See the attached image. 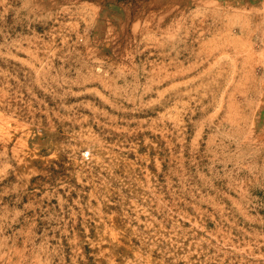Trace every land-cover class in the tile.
Listing matches in <instances>:
<instances>
[{
	"label": "rangeland",
	"instance_id": "rangeland-1",
	"mask_svg": "<svg viewBox=\"0 0 264 264\" xmlns=\"http://www.w3.org/2000/svg\"><path fill=\"white\" fill-rule=\"evenodd\" d=\"M0 264H264V0H0Z\"/></svg>",
	"mask_w": 264,
	"mask_h": 264
}]
</instances>
